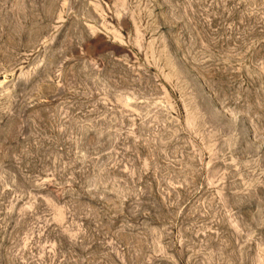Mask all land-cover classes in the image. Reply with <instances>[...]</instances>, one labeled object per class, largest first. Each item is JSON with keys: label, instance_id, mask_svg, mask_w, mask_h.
I'll list each match as a JSON object with an SVG mask.
<instances>
[{"label": "rangeland", "instance_id": "1", "mask_svg": "<svg viewBox=\"0 0 264 264\" xmlns=\"http://www.w3.org/2000/svg\"><path fill=\"white\" fill-rule=\"evenodd\" d=\"M0 264H264V0H0Z\"/></svg>", "mask_w": 264, "mask_h": 264}]
</instances>
